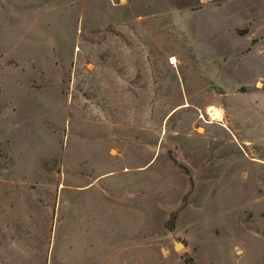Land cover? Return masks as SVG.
I'll use <instances>...</instances> for the list:
<instances>
[{"label": "rangeland", "instance_id": "374dc122", "mask_svg": "<svg viewBox=\"0 0 264 264\" xmlns=\"http://www.w3.org/2000/svg\"><path fill=\"white\" fill-rule=\"evenodd\" d=\"M258 23L264 0H0V264H264V84L235 86Z\"/></svg>", "mask_w": 264, "mask_h": 264}, {"label": "crops", "instance_id": "0c3cea01", "mask_svg": "<svg viewBox=\"0 0 264 264\" xmlns=\"http://www.w3.org/2000/svg\"><path fill=\"white\" fill-rule=\"evenodd\" d=\"M221 1H223V0H221ZM259 25H261V24L260 23L257 24V27H258L257 28V32H253V30L251 28H249V30L246 32L247 34L244 35V37H246V40L244 41V44H245L247 49H246V52H244L242 56L239 55L240 58L241 57H245V56L247 57L250 54V52L254 51V50H255L257 55H262L263 54V45H262L261 42H262V37L264 36V29H263L264 26L260 27ZM238 38H239V36H238ZM258 82L264 84V74H262V73L256 74L252 81L239 83V84H237L235 86L236 87H248V86L256 87L255 85ZM242 120H243V118H241V121ZM109 151L110 150L108 148L106 150V152L104 153L105 159L110 160V161L116 160V158L113 157L114 155H110L109 154ZM109 173H110L109 171H105V172L101 173L100 175L97 176V178H96L97 181L101 182V181L105 180L108 176H110ZM112 260H113V257H110L109 260L105 261L102 264H111L113 262ZM160 260H163V259H160ZM134 261L136 262V264H145L146 263L140 257L135 259ZM43 264H47V263H45V261H44ZM159 264H161V263H159Z\"/></svg>", "mask_w": 264, "mask_h": 264}, {"label": "bare ground", "instance_id": "6f19581e", "mask_svg": "<svg viewBox=\"0 0 264 264\" xmlns=\"http://www.w3.org/2000/svg\"><path fill=\"white\" fill-rule=\"evenodd\" d=\"M220 114L219 113H215V112H213V111H209V116L211 117V118H216V117H218ZM176 246L177 247H179V245H177L176 244Z\"/></svg>", "mask_w": 264, "mask_h": 264}]
</instances>
